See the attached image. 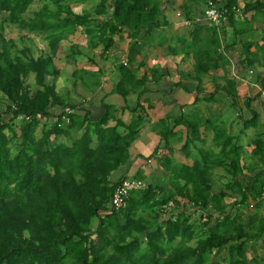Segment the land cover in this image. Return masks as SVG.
Listing matches in <instances>:
<instances>
[{
    "label": "trees",
    "instance_id": "16d2710c",
    "mask_svg": "<svg viewBox=\"0 0 264 264\" xmlns=\"http://www.w3.org/2000/svg\"><path fill=\"white\" fill-rule=\"evenodd\" d=\"M35 1L0 0V93L7 102L4 110L0 108V264L263 261L252 243L264 237L262 136L252 137L247 144L252 149L245 151L243 145L234 141L235 136H225L220 127L215 135L219 151L199 147L198 157L190 142L199 137L200 124L185 123L178 116L175 124L185 123L190 133L182 148L193 162L186 164L173 161L170 144L172 139L180 138L179 133L165 119L161 120L163 146L159 145L155 152L164 146L168 149L158 163L164 172L159 175L160 180L147 181L145 189L133 191L126 205L116 210L110 201L113 186L120 180H112V175L130 160V148L147 111L140 100L134 107L125 100L122 108L133 113L132 120L126 123L116 117L118 108L114 104L103 102V113L93 119L90 111L82 105L67 103L55 85L46 81L53 72L52 53L78 26L85 27L93 47L102 45L103 53L114 46L115 36L129 31L134 39L128 52L130 59L165 25L164 10L170 0H95L90 9L81 12L73 9L70 0L40 1V6L32 10ZM254 3L264 11L262 0ZM236 4L237 0L226 3L230 19L234 18ZM6 22L23 39L31 34L41 36L47 42V54L37 56L30 47L14 49V40L5 32ZM186 47L197 75L219 65L220 40L213 30L193 28ZM253 60L246 63L253 65ZM31 74L41 89H31L27 82ZM92 74L84 69L73 72L74 77H81L95 89L94 85L99 86L101 81L95 79V83H90L87 76ZM119 74L116 91L125 99L144 82L124 64L120 65ZM225 90L233 96L236 106L242 105L240 90ZM252 99L248 96L244 102L252 116H241L243 131L259 124L260 115L251 107ZM55 105L60 106L59 112L57 108L52 110ZM66 107L71 110L66 111ZM5 112L12 116L5 119ZM39 115L55 118L53 124L42 129L41 135L37 134ZM20 116L24 118L16 121ZM75 128L84 131L72 143L52 141L53 135L68 136ZM11 141L19 144L15 155L10 152ZM217 166L224 168L229 178L214 189ZM234 194L239 198L225 204V197L233 198ZM250 199L256 201L252 206ZM170 201L174 206L168 205ZM217 256L219 259L214 260Z\"/></svg>",
    "mask_w": 264,
    "mask_h": 264
},
{
    "label": "crops",
    "instance_id": "0c3cea01",
    "mask_svg": "<svg viewBox=\"0 0 264 264\" xmlns=\"http://www.w3.org/2000/svg\"><path fill=\"white\" fill-rule=\"evenodd\" d=\"M70 1L72 6L74 2ZM255 1L257 0H241L243 14L234 15L233 19L228 17L216 26L204 17L206 0H170L164 10L165 25L156 30L153 37L147 39L142 51L130 59L128 52L134 39L126 30L115 36L114 46L106 53H103L102 45H91L90 36L86 35L84 26H78L67 39L61 41L59 49L52 53L53 72L46 81L55 85L58 94L67 103L82 105L91 112L93 119H98L103 113V102L114 104L118 108L116 117L126 123L132 120L133 113L122 108L126 104L125 100L131 107L136 106L140 100L147 111L146 120L130 148V160L113 173L112 180L119 181L124 175L133 177L141 172L148 176L160 177L164 169L158 163L161 162L160 157L168 151L164 146L155 152L159 145L163 146L159 125L163 119L179 133L180 138L172 139L170 144L175 162H193L182 148L186 138L190 136L185 127L187 121L200 124L199 137L190 142L194 155L200 157L199 147L218 152L220 145L215 141L216 130L223 127L225 136L236 137L238 134L232 131V126L235 123L241 125V116L247 119L252 116L251 109L244 103L248 96L253 98L251 107L259 113L260 120L256 127L245 131L241 129L246 141L239 144L244 146L245 151H250L252 145L247 144L252 137L264 138V11L254 3ZM92 6L83 8L90 9ZM101 16L98 17L102 18ZM193 28H199L201 31L211 29L220 40L219 65L201 75H197L192 57L189 56L190 50L186 47ZM73 36L80 37L79 41L73 40ZM248 44L252 46L249 48ZM251 59H254V63L248 65L246 62ZM121 64L133 69L136 78L144 79L143 84L126 99L116 91ZM77 69L93 72L92 77L87 76L88 81L95 83V79H99L101 84L94 85L95 89H92L81 77H74L73 72ZM29 77L33 80L30 84L32 90L42 88L36 83L33 74ZM65 89L66 95L63 93ZM225 89L232 92H235V89L240 90V103L243 107L237 108L233 96ZM55 109L56 112L61 110L58 105L52 108ZM178 116H182L185 123L175 124ZM54 120L52 116L39 115L37 134L41 135L42 129L49 127ZM67 121L64 117L63 124ZM114 123L115 120H112L111 124ZM83 131L84 129L75 128L68 136L53 135L52 141L59 139L72 143ZM218 169L225 170L217 166L214 168L215 172H219ZM219 176L223 179H219V184H216L222 186L229 177L227 174H214V177ZM233 199L234 197L227 195L224 203L230 204L234 202ZM255 202L250 199L249 205L252 206ZM261 239L255 241V244L260 256L264 258V243L260 242ZM259 264H264V260Z\"/></svg>",
    "mask_w": 264,
    "mask_h": 264
},
{
    "label": "rangeland",
    "instance_id": "374dc122",
    "mask_svg": "<svg viewBox=\"0 0 264 264\" xmlns=\"http://www.w3.org/2000/svg\"><path fill=\"white\" fill-rule=\"evenodd\" d=\"M40 1L41 2H44V1H47V0H36L35 3L32 4L31 9L32 10L37 9L40 6V4H41ZM73 2L75 3V4L73 3L74 5L72 4L73 9L76 12H81V9L83 7H90V6H92L94 4L95 0H77V1H74L73 0ZM5 28H6L5 29V32H6L7 37L12 38L14 40V45H13L14 49L16 48V49L22 50L24 47H30L31 48V52L34 53V54H36L37 56H39V55L45 56L47 54L46 53L48 51L47 42L44 39H41L40 37H38L39 35L31 34L30 38L23 39L22 36H21V34H20V32L12 24H10L9 22H6L5 23ZM78 35H80V34L78 33ZM79 39H80V37L73 36V40L79 41ZM88 45H89V43H88ZM27 82L30 85L33 82V80L30 77H28L27 78ZM65 92H67L66 89H65V91H63V93L66 95ZM6 104H7V102H5V98L3 99L2 98V94L0 93V108L2 110H4L6 108ZM235 106H236V104H235ZM236 107L237 108H240L239 105H237ZM11 116L12 115L10 113H6V112L4 113V118L5 119H8ZM17 118H16L17 119L16 121L21 120V117H17ZM221 126H223L222 123H221ZM16 127H17V131L19 132L18 126H16ZM232 131H234L235 134H238L234 138V141L235 142H237L239 144L240 142H245L246 141V137L243 135L242 130H241V125L239 123H235V125L232 126ZM7 132L9 133V131H7ZM223 139H224V137L221 140H223ZM18 145L19 144L17 143V141L16 142L15 141H11L9 143L11 155H15L16 154V152L19 149V146ZM246 161H249V158ZM218 171L219 172H215V170H214V174L215 175H222V174L223 175L224 174L226 175L227 174V172L225 173V170H223V169H218ZM115 172L116 171H114L113 173H115ZM246 172H247V170H246ZM214 174H213V176H214ZM128 177H131V176H128ZM133 177H138V178H141L142 177V179L145 180L146 183H147V181H158V180H160V178L158 176H148V175L139 176V175L136 174ZM215 178H217V177H214V179H213L214 189H218L220 187V186L217 185V184H219L218 183V180L219 179L221 180L223 178H221L220 176L216 180H215ZM228 194H230V192ZM237 198H239V196L236 195V194H234L233 201L236 200ZM248 202H250V200H248ZM262 212H264V210H262ZM253 242L255 243V241H252V243ZM260 242L261 243H264V239L262 238ZM262 248L264 249V245H262ZM218 259H219V256H217V257L214 258V260H218Z\"/></svg>",
    "mask_w": 264,
    "mask_h": 264
},
{
    "label": "built area",
    "instance_id": "2783aa9c",
    "mask_svg": "<svg viewBox=\"0 0 264 264\" xmlns=\"http://www.w3.org/2000/svg\"><path fill=\"white\" fill-rule=\"evenodd\" d=\"M227 1L228 0H206V8L204 10L205 19L216 26L226 21L229 14L226 6ZM240 1L241 0H237V4L233 6L235 15L243 14ZM65 110L69 112L71 109L67 107ZM20 117L24 118L23 116ZM25 118L30 119L29 116H25ZM146 187V181L141 178L125 177L113 186L110 204L116 210H119L126 205V201L133 191L143 190ZM262 198L264 199V193L262 194ZM168 205L174 206L173 201H170Z\"/></svg>",
    "mask_w": 264,
    "mask_h": 264
}]
</instances>
